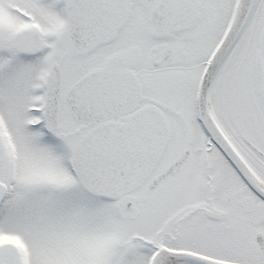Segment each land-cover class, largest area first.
<instances>
[{
    "label": "snow or ice",
    "instance_id": "snow-or-ice-1",
    "mask_svg": "<svg viewBox=\"0 0 264 264\" xmlns=\"http://www.w3.org/2000/svg\"><path fill=\"white\" fill-rule=\"evenodd\" d=\"M0 264H264V0H0Z\"/></svg>",
    "mask_w": 264,
    "mask_h": 264
}]
</instances>
